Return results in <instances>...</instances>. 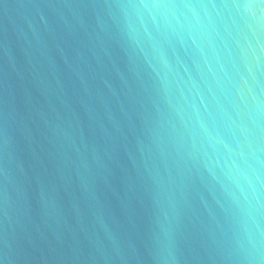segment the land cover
Here are the masks:
<instances>
[{
	"label": "water",
	"instance_id": "95a60500",
	"mask_svg": "<svg viewBox=\"0 0 264 264\" xmlns=\"http://www.w3.org/2000/svg\"><path fill=\"white\" fill-rule=\"evenodd\" d=\"M0 264H264V0H0Z\"/></svg>",
	"mask_w": 264,
	"mask_h": 264
}]
</instances>
